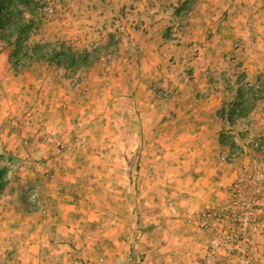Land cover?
I'll return each mask as SVG.
<instances>
[{"label": "clouds", "instance_id": "obj_1", "mask_svg": "<svg viewBox=\"0 0 264 264\" xmlns=\"http://www.w3.org/2000/svg\"><path fill=\"white\" fill-rule=\"evenodd\" d=\"M0 264H264V0H0Z\"/></svg>", "mask_w": 264, "mask_h": 264}, {"label": "trees", "instance_id": "obj_2", "mask_svg": "<svg viewBox=\"0 0 264 264\" xmlns=\"http://www.w3.org/2000/svg\"><path fill=\"white\" fill-rule=\"evenodd\" d=\"M0 175H2V173H0ZM0 189H2V185L0 184Z\"/></svg>", "mask_w": 264, "mask_h": 264}, {"label": "rangeland", "instance_id": "obj_3", "mask_svg": "<svg viewBox=\"0 0 264 264\" xmlns=\"http://www.w3.org/2000/svg\"><path fill=\"white\" fill-rule=\"evenodd\" d=\"M0 176H2V175H0ZM2 185V184H1ZM2 188H3V185H2Z\"/></svg>", "mask_w": 264, "mask_h": 264}]
</instances>
